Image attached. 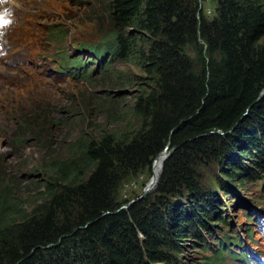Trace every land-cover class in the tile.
Returning a JSON list of instances; mask_svg holds the SVG:
<instances>
[{
    "label": "trees",
    "instance_id": "obj_1",
    "mask_svg": "<svg viewBox=\"0 0 264 264\" xmlns=\"http://www.w3.org/2000/svg\"><path fill=\"white\" fill-rule=\"evenodd\" d=\"M202 1L104 0L112 32L76 53L142 71L139 93L126 101L114 94L125 83L114 80L91 89L81 109L40 99L16 111L11 150L27 173L0 155V264H182L189 238L209 252L203 264L246 255L236 254L226 205L196 168L225 166L217 182L225 197L248 184L264 194V0H213L211 18ZM54 64L57 75L92 84L78 57ZM30 145L40 157L28 168L19 160ZM167 145L157 191L124 205L122 184L153 170ZM176 195L185 198L176 204Z\"/></svg>",
    "mask_w": 264,
    "mask_h": 264
},
{
    "label": "rangeland",
    "instance_id": "obj_2",
    "mask_svg": "<svg viewBox=\"0 0 264 264\" xmlns=\"http://www.w3.org/2000/svg\"><path fill=\"white\" fill-rule=\"evenodd\" d=\"M201 8L206 17L214 16L213 0H203ZM105 12L104 0H4L3 4H0V15L3 14L12 21L9 27H7L8 20L3 21V26L7 30L2 37L3 56L0 58V155L2 159H6L7 164L17 167L15 170L17 175L25 174L27 171L17 166L18 158H15L11 150L14 140L12 134L16 129L14 120L16 111L27 110L28 103L32 100L43 99L52 107H61L64 110L71 107L74 110L81 109L85 105L91 89L99 93L103 88L109 89L113 86L114 80L125 83L123 87L114 89L123 96L128 95L126 101H130V96L133 98L141 90L142 79L146 75L135 67L121 63L117 59L101 65L94 56H87L84 50L76 53L80 47L88 50L96 46L112 32ZM69 57L72 60L78 57L82 62L89 63L82 71L83 75L92 74L90 78L92 84L85 79L71 80L55 74L52 60L61 62ZM83 114L86 119L89 117L84 110ZM92 120L108 129L114 128L112 124L105 125L99 116L92 115ZM260 126L264 129V122L262 123L261 120ZM218 134L223 136V133ZM39 152L37 147L30 145L22 150L21 154L24 156L19 161L26 162L22 163L30 168L40 157ZM172 152L173 149L168 147L169 154L165 161ZM230 154L236 156L232 157ZM235 154L232 151L228 152L230 161L226 162L234 163L237 157V153ZM211 162L213 163L210 166L201 164L196 168L200 171V183L202 182V185L211 192L217 193L220 203L226 205V213L232 222L228 233L237 235V250H246L249 255L257 251L264 252V236L255 221L247 217L258 213L264 214L263 192L255 185L248 184L245 189H234V191L228 186L230 191L225 197L223 192L217 189L220 186L217 184L218 179L222 176L220 171L224 170L225 166L219 161ZM225 172L227 174L228 170ZM154 175L155 171L151 167L150 171L127 179L120 188L119 199L127 205L155 193L161 182L163 167L156 184L151 186ZM149 183L151 188H148ZM26 186L27 190L32 188L30 184ZM182 198L185 197L176 195L172 200L178 204ZM22 199L33 200L27 196ZM213 235L214 233L211 235L212 238L206 236L208 245L215 244L216 238ZM203 254L208 255L209 252L198 248L189 238L182 244V254L178 259L182 264H203ZM223 256L222 264H247L244 257L239 256L234 259L228 255ZM245 258L248 259V256Z\"/></svg>",
    "mask_w": 264,
    "mask_h": 264
},
{
    "label": "bare ground",
    "instance_id": "obj_3",
    "mask_svg": "<svg viewBox=\"0 0 264 264\" xmlns=\"http://www.w3.org/2000/svg\"><path fill=\"white\" fill-rule=\"evenodd\" d=\"M12 4V3H11ZM3 15V14H1ZM4 16V15H3ZM5 17V16H4ZM4 21V20H2ZM6 28L3 26V23L0 24V37H3V34L6 33ZM163 159H164V154H162L153 164V168H154V171H155V175H154V178L152 177V182H151V186H154L160 176V169H161V165L163 163ZM153 183V184H152ZM149 188L151 187L150 186V183H149ZM236 234V233H235Z\"/></svg>",
    "mask_w": 264,
    "mask_h": 264
},
{
    "label": "clouds",
    "instance_id": "obj_4",
    "mask_svg": "<svg viewBox=\"0 0 264 264\" xmlns=\"http://www.w3.org/2000/svg\"><path fill=\"white\" fill-rule=\"evenodd\" d=\"M3 2H4V0H0V4H3ZM5 14H7V13H5ZM0 19L1 20H8V22H7V27H9L10 25H11V23H12V21L11 20H9V19H7L6 17H4L3 15H0ZM3 23V21L2 22H0V24H2ZM4 24V23H3ZM0 43H1V45L3 46V42H2V40H0ZM87 50V49H86ZM81 52V51H80ZM86 53H87V56H91L90 54H89V52L88 51H85ZM52 62H53V64L55 63V60L53 59L52 60ZM95 63H97V62H95ZM32 66V65H31ZM54 66H55V64H54ZM55 72V71H54ZM73 73H77L76 71H73ZM55 74H56V72H55ZM57 75V74H56ZM60 76H64V75H60ZM71 77V76H70ZM70 77H67V76H64V78H68V79H71ZM72 80V79H71Z\"/></svg>",
    "mask_w": 264,
    "mask_h": 264
},
{
    "label": "water",
    "instance_id": "obj_5",
    "mask_svg": "<svg viewBox=\"0 0 264 264\" xmlns=\"http://www.w3.org/2000/svg\"><path fill=\"white\" fill-rule=\"evenodd\" d=\"M114 94L115 95H119V94H121V92H115L114 91ZM264 95V91L262 92V94L260 95V98L262 97ZM168 147H169V145H167L166 147H165V149L154 159V161H153V163H152V166H153V164H154V162L162 155V154H164V159H163V163H164V161H165V159H166V157L168 156ZM163 163H162V167H163ZM162 167H161V170H162ZM160 174H161V171H160ZM160 177V176H159ZM159 179V178H158ZM148 188H149V186H148ZM151 188V187H150Z\"/></svg>",
    "mask_w": 264,
    "mask_h": 264
},
{
    "label": "snow or ice",
    "instance_id": "obj_6",
    "mask_svg": "<svg viewBox=\"0 0 264 264\" xmlns=\"http://www.w3.org/2000/svg\"><path fill=\"white\" fill-rule=\"evenodd\" d=\"M0 22H2V21H0Z\"/></svg>",
    "mask_w": 264,
    "mask_h": 264
}]
</instances>
